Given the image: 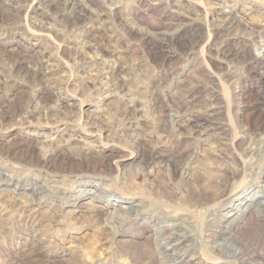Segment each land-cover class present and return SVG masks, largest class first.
Masks as SVG:
<instances>
[{
	"label": "rangeland",
	"instance_id": "374dc122",
	"mask_svg": "<svg viewBox=\"0 0 264 264\" xmlns=\"http://www.w3.org/2000/svg\"><path fill=\"white\" fill-rule=\"evenodd\" d=\"M0 264H264V0H0Z\"/></svg>",
	"mask_w": 264,
	"mask_h": 264
},
{
	"label": "bare ground",
	"instance_id": "6f19581e",
	"mask_svg": "<svg viewBox=\"0 0 264 264\" xmlns=\"http://www.w3.org/2000/svg\"><path fill=\"white\" fill-rule=\"evenodd\" d=\"M54 1V0H53ZM74 6V5H73ZM74 8V7H73ZM76 8V7H75ZM82 12V11H81ZM79 13V12H78ZM86 13V12H85ZM81 14V13H80ZM79 14V16H80ZM92 14V13H91ZM82 16V15H81ZM84 18V16H82ZM80 17H78L77 19H79ZM235 19V18H234ZM77 21V20H76ZM132 209V208H131ZM129 210V209H128ZM133 211V210H132ZM131 213V212H130ZM135 213V212H134ZM211 221V220H210ZM233 221V220H232ZM216 222V221H215ZM258 222V220H257ZM256 222V223H257ZM254 225V224H253ZM228 227V226H227ZM230 228V227H229ZM175 229V228H174ZM181 230V229H180ZM226 230V229H224ZM164 231V230H163ZM245 231V230H244ZM221 232V231H220ZM225 233V232H223ZM163 234V233H161ZM227 234V233H226ZM167 235V239L170 240V246L172 250H177L178 248L182 247L185 243H186V239L184 237H181L177 234L171 233L170 231L166 232ZM242 236V235H241ZM232 237V236H230ZM166 239V238H165ZM244 241V240H243ZM168 249V248H167ZM169 254V253H168ZM164 255V254H163Z\"/></svg>",
	"mask_w": 264,
	"mask_h": 264
}]
</instances>
